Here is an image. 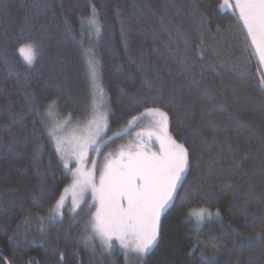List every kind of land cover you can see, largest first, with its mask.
Wrapping results in <instances>:
<instances>
[{
    "label": "trees",
    "instance_id": "obj_1",
    "mask_svg": "<svg viewBox=\"0 0 264 264\" xmlns=\"http://www.w3.org/2000/svg\"><path fill=\"white\" fill-rule=\"evenodd\" d=\"M218 4L0 0V264H264V92L257 58ZM93 8L98 33L87 24ZM30 42L37 58L28 66L18 48ZM91 56L102 139L159 108L189 150L190 168L143 258L114 241L110 252L86 243L88 208L51 222L69 175L42 121L52 102L58 114L85 115Z\"/></svg>",
    "mask_w": 264,
    "mask_h": 264
},
{
    "label": "snow or ice",
    "instance_id": "obj_2",
    "mask_svg": "<svg viewBox=\"0 0 264 264\" xmlns=\"http://www.w3.org/2000/svg\"><path fill=\"white\" fill-rule=\"evenodd\" d=\"M218 7L225 13L230 11L243 37L244 52L257 58L258 87L264 92V0H219ZM87 24L91 30L99 32L95 8L87 18ZM18 53L23 62L31 66L37 58V45L24 43L18 48ZM88 63L95 82L94 61L90 59ZM250 67V61L246 62L240 67L241 73L247 74ZM102 108L101 90L100 100L94 102L92 118L83 127L77 125L65 135L68 120L52 122L55 102L48 106L47 119L42 122L48 125V135L55 142L59 159L72 176L71 184L64 188L50 212L52 218L62 215L64 194L71 190V210L75 212L81 204L88 208L84 227L86 243L98 240L110 252L115 241L125 256L141 258L158 241L161 215L173 201L190 168L189 150L169 133L167 113L159 108H148L146 111L153 120L147 130L136 132L134 139L121 144L114 152H108L102 161L90 158L91 153L100 157L103 148L108 146V140H111V137L108 140L101 138L107 127ZM138 119L133 117L127 122L124 135L130 134ZM156 144L158 148H155ZM72 162L76 165L74 168L70 167ZM86 194L90 199L86 200ZM196 215L198 220H203L205 210Z\"/></svg>",
    "mask_w": 264,
    "mask_h": 264
},
{
    "label": "rangeland",
    "instance_id": "obj_3",
    "mask_svg": "<svg viewBox=\"0 0 264 264\" xmlns=\"http://www.w3.org/2000/svg\"><path fill=\"white\" fill-rule=\"evenodd\" d=\"M222 12H224V11H222ZM90 59L94 61V58L92 56L90 57ZM90 59H88V62ZM94 65H95V63H94ZM95 70H96V67H95ZM88 76H89L90 99L88 102L87 111H86L85 115L83 117H77L71 113L58 114V111L55 109V113H54V117L52 118V122H63L64 120H68V123L65 125V128H64V134L65 135L70 134L73 131V129L76 128L77 125H79L80 127H83L84 124L92 118L93 109H94V102L100 100L101 90H102V103H103V89L101 87V84L99 83L97 71H96V76H95V82H93V78L91 76L90 69L88 72ZM102 110H103V108H102ZM146 110L142 111L141 114H139L137 116V118H139V119L132 126V128L130 130V134L124 135L123 132H120V134H121L120 136H117L116 133L109 134L108 137L106 138V140H108L109 137H111V140H108V146L103 148L100 157H96L95 153H91L90 158H97L98 160L102 161L103 156L106 155L108 152H114L115 150L118 149V147L121 144H125L128 141L134 139L136 132H139L142 129L147 130L152 123L153 117L151 115H149ZM46 119H47V117H46ZM168 125H169V120H168ZM47 129H48V125H47ZM53 144L55 147L54 141H53ZM155 148H158V144L155 145ZM155 148L153 150H155ZM55 150H56V148H55ZM57 155H58V153H57ZM58 158H59V155H58ZM60 162L62 164L63 169L69 175V182L67 184V186H69L72 182L71 173L67 169L64 168L63 161L60 160ZM75 166L76 165L74 162L70 163V167L74 168ZM89 167H90V165H89ZM67 186H65V187H67ZM63 190H62L61 194H63ZM64 195L66 196V199L64 202L65 206L63 207V209H61L62 215H58V216H55L54 218H51V222H54L56 220H60L65 213L69 214V215H73V214L77 213L80 209H82L84 207L87 208L85 204H81L80 208H77L76 211L73 212L71 210V208H72V200H71L72 192H71V190L69 191V193H66ZM85 198H86V200L90 199V196L88 194H86ZM171 202H170V204H171ZM115 243L118 245L117 242H115ZM145 256H143V257H145ZM143 257H141V258H143Z\"/></svg>",
    "mask_w": 264,
    "mask_h": 264
}]
</instances>
